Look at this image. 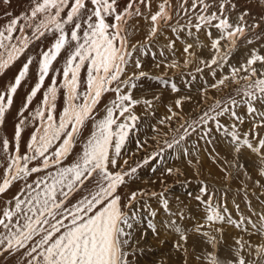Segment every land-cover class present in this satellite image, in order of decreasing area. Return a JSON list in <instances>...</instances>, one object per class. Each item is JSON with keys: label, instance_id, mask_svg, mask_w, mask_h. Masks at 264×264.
<instances>
[{"label": "snow or ice", "instance_id": "obj_1", "mask_svg": "<svg viewBox=\"0 0 264 264\" xmlns=\"http://www.w3.org/2000/svg\"><path fill=\"white\" fill-rule=\"evenodd\" d=\"M4 15L0 264H264V0Z\"/></svg>", "mask_w": 264, "mask_h": 264}, {"label": "rangeland", "instance_id": "obj_2", "mask_svg": "<svg viewBox=\"0 0 264 264\" xmlns=\"http://www.w3.org/2000/svg\"><path fill=\"white\" fill-rule=\"evenodd\" d=\"M28 6V0H11V6L9 7V6H7V5H3L2 3H0V25H2V24H4L5 22H6V17H5V15H4V13L5 12H12V13H14V14H16V15H18L21 11H23L26 7ZM16 68L15 67H13L12 69H10V70H6V73L4 74V75H0V86H3L4 84H6L9 80H11L12 78H13V76H14V73L16 72ZM153 84V83H152ZM150 85V82H147L146 84H145V88H148V86ZM149 90H151V89H149ZM195 92V89H193V93ZM23 95V91H21V96ZM20 102V98L19 97H17V103H19ZM193 107V105H187L186 106V110H190L191 108ZM11 126H12V117L11 116H9V118H8V127H9V129H11ZM171 159H174V157H170ZM206 162H208L207 160H206ZM210 162H208V164H209ZM208 165H205V168H207L208 169V167H207ZM210 166H212L211 165V163H210ZM143 175H146V176H149L150 175V173H148L146 170H145V172H143L142 174H141V179L140 180H138L137 181V184L134 186L133 185V187H136V186H143V184H142V178H143ZM154 178V177H153ZM192 180V181H191ZM169 186L172 188H174L176 185H173L172 184V181H171V179L169 180ZM172 184V185H171ZM199 185V181L198 180H195V179H190V182L188 183V184H186V185H184V186H187V189H185L186 191H185V195L187 194V192H189V191H191L193 194H195L197 191H198V189L197 188H195V187H197ZM172 188V189H173ZM171 195V194H170ZM179 196V195H178ZM195 203V202H194ZM194 206V205H193ZM194 261V260H193ZM195 262V261H194Z\"/></svg>", "mask_w": 264, "mask_h": 264}, {"label": "bare ground", "instance_id": "obj_3", "mask_svg": "<svg viewBox=\"0 0 264 264\" xmlns=\"http://www.w3.org/2000/svg\"><path fill=\"white\" fill-rule=\"evenodd\" d=\"M150 82V81H149ZM152 83H154V82H150V84H152ZM146 87V86H145ZM161 111H163V109L161 110ZM209 162V161H208ZM208 162H206L205 161V165H208L207 167L208 168H210L211 170H212V172H213V174L214 175H217L218 174V172H217V169L212 165V166H210V163L208 164ZM207 169V168H206ZM147 178H148V176H146V175H143V178H142V180L144 181V180H147ZM192 181V180H191ZM170 185V184H169ZM172 185V184H171ZM135 186V185H134ZM142 186V185H141ZM173 188V187H172ZM195 188H197L198 189V186L197 187H195ZM185 189H187V186H184V185H180V184H177L173 189H172V192L170 193L171 195H173V196H177V195H179L182 199L185 197ZM188 193V192H187ZM186 203H187V201H185ZM193 203V205L195 204L194 202H192ZM191 264H195V262L194 261H192L191 262Z\"/></svg>", "mask_w": 264, "mask_h": 264}]
</instances>
